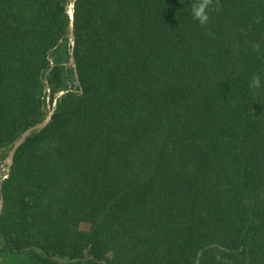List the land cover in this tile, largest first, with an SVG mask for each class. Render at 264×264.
<instances>
[{
	"label": "trees",
	"instance_id": "1",
	"mask_svg": "<svg viewBox=\"0 0 264 264\" xmlns=\"http://www.w3.org/2000/svg\"><path fill=\"white\" fill-rule=\"evenodd\" d=\"M73 1L0 0V264H264V0Z\"/></svg>",
	"mask_w": 264,
	"mask_h": 264
},
{
	"label": "water",
	"instance_id": "2",
	"mask_svg": "<svg viewBox=\"0 0 264 264\" xmlns=\"http://www.w3.org/2000/svg\"><path fill=\"white\" fill-rule=\"evenodd\" d=\"M75 1L74 0L72 2V4L69 6V10H68V13H69V16H70V19H71V23H70V35H69V40H70V44L71 46H74V32H73V28H74V24H73V21H74V6H75ZM71 64L73 65L74 64V59H73V52H71ZM68 91H62L58 94V97H61V96H64L65 94H67ZM52 115H53V111H51V113L47 116V118L39 125L27 130L22 136L20 139H18L15 144H14V147L12 149V151L10 152L9 154V157L7 159V164H8V168H7V171L10 170V166L12 164V161H13V158H14V155L15 153L17 152V150L19 149V147L26 141V139L30 136V134L35 131V130H41L43 128H45L48 123L50 122L51 118H52ZM1 210H2V201L0 200V213H1Z\"/></svg>",
	"mask_w": 264,
	"mask_h": 264
},
{
	"label": "clouds",
	"instance_id": "3",
	"mask_svg": "<svg viewBox=\"0 0 264 264\" xmlns=\"http://www.w3.org/2000/svg\"><path fill=\"white\" fill-rule=\"evenodd\" d=\"M212 0H192L190 5V15L192 19L198 21L201 25H207L209 22V6ZM251 90H259L264 88V78L259 74H255L249 81Z\"/></svg>",
	"mask_w": 264,
	"mask_h": 264
},
{
	"label": "rangeland",
	"instance_id": "4",
	"mask_svg": "<svg viewBox=\"0 0 264 264\" xmlns=\"http://www.w3.org/2000/svg\"><path fill=\"white\" fill-rule=\"evenodd\" d=\"M69 14V13H68ZM74 16H75V14H74ZM75 43V42H74Z\"/></svg>",
	"mask_w": 264,
	"mask_h": 264
}]
</instances>
